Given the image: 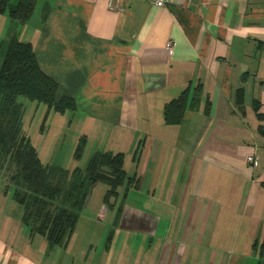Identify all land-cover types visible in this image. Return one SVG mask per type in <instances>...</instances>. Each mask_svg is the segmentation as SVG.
Listing matches in <instances>:
<instances>
[{
    "label": "crops",
    "instance_id": "1",
    "mask_svg": "<svg viewBox=\"0 0 264 264\" xmlns=\"http://www.w3.org/2000/svg\"><path fill=\"white\" fill-rule=\"evenodd\" d=\"M14 37L74 98L61 119L124 135L138 184L107 205L93 187L52 249L0 187V264H264V0H35L25 24L0 14V51ZM186 88L198 103L165 125Z\"/></svg>",
    "mask_w": 264,
    "mask_h": 264
},
{
    "label": "trees",
    "instance_id": "2",
    "mask_svg": "<svg viewBox=\"0 0 264 264\" xmlns=\"http://www.w3.org/2000/svg\"><path fill=\"white\" fill-rule=\"evenodd\" d=\"M34 1L0 0V14L7 12L11 18L25 24L33 12ZM0 61V173H8L6 181L14 191L13 201L21 208V223L31 237L44 238L52 249L63 245L72 235L93 187L99 183L107 186L105 205L117 196L118 189L136 188L138 182L126 173L122 153L96 152L84 170L77 167L71 172L59 166L44 165L22 129L21 102H36L44 105L48 113L59 115L74 112L76 102L71 97H57L58 85L42 72L30 43L12 38L0 51ZM189 92L186 88L165 104V125H179L188 106L198 103L197 90ZM236 101L241 106L240 92ZM253 109L264 127V115L260 113L258 102H254ZM83 146L84 137L76 157Z\"/></svg>",
    "mask_w": 264,
    "mask_h": 264
},
{
    "label": "rangeland",
    "instance_id": "3",
    "mask_svg": "<svg viewBox=\"0 0 264 264\" xmlns=\"http://www.w3.org/2000/svg\"><path fill=\"white\" fill-rule=\"evenodd\" d=\"M22 105V129L38 151L41 162L46 163L45 165L59 166L69 172L77 167L84 170L96 151L104 152L108 149H120L126 164H130L131 158L133 160L134 154L133 156L129 154L130 146L123 134L97 130L93 128L91 121H86L85 126L83 122L79 124L75 121L71 122L70 117L67 116L61 119L62 115H53V112L47 116V112L41 104L40 106L26 102L25 105L24 103ZM83 136L84 146L79 157H76ZM131 178L134 177L131 176ZM6 180L8 181V173H0V187L4 191L7 188L6 191L13 195L14 191L8 187L9 182ZM123 187L125 188V186ZM104 190V184H97L93 190L92 198L99 196Z\"/></svg>",
    "mask_w": 264,
    "mask_h": 264
},
{
    "label": "built area",
    "instance_id": "4",
    "mask_svg": "<svg viewBox=\"0 0 264 264\" xmlns=\"http://www.w3.org/2000/svg\"><path fill=\"white\" fill-rule=\"evenodd\" d=\"M150 3H152L156 8H162L166 4L168 0H146ZM168 49L171 48V44L167 45ZM245 162L248 166H250L252 169H256L258 164L253 154H250L246 156Z\"/></svg>",
    "mask_w": 264,
    "mask_h": 264
}]
</instances>
